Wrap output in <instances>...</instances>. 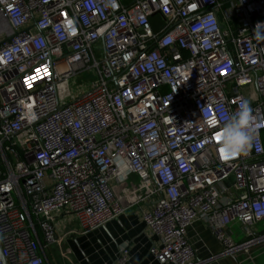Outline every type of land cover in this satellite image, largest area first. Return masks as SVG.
Masks as SVG:
<instances>
[{
  "label": "built area",
  "instance_id": "2783aa9c",
  "mask_svg": "<svg viewBox=\"0 0 264 264\" xmlns=\"http://www.w3.org/2000/svg\"><path fill=\"white\" fill-rule=\"evenodd\" d=\"M257 24L264 0H0L8 264H49L48 251L67 236L59 217L76 224L68 233L87 236L137 213L159 264H206L188 238L196 221L222 244L221 256L264 246ZM91 70L96 80L73 99L68 84ZM242 99L253 109V143L226 159L216 136ZM114 264H131L129 245Z\"/></svg>",
  "mask_w": 264,
  "mask_h": 264
},
{
  "label": "crops",
  "instance_id": "0c3cea01",
  "mask_svg": "<svg viewBox=\"0 0 264 264\" xmlns=\"http://www.w3.org/2000/svg\"><path fill=\"white\" fill-rule=\"evenodd\" d=\"M233 182L231 179L227 185ZM57 225L60 234L67 236L61 246H53L48 251L49 264H53L55 258L60 260L63 256L62 246L65 251L73 252L74 257L71 253L69 256L75 258L77 264H114L119 258L120 247L125 244L130 246L131 264H159L149 255L155 239L137 213L122 216L109 223L106 228L87 236L68 233L73 230L78 232L76 224L69 218H57ZM236 227L234 224L230 230ZM188 238L196 250L197 258L206 260V264H264V246H257L249 252L243 251L234 256H221L222 244L202 222L193 223L188 230ZM217 256L220 257L212 259Z\"/></svg>",
  "mask_w": 264,
  "mask_h": 264
},
{
  "label": "clouds",
  "instance_id": "9594fccd",
  "mask_svg": "<svg viewBox=\"0 0 264 264\" xmlns=\"http://www.w3.org/2000/svg\"><path fill=\"white\" fill-rule=\"evenodd\" d=\"M258 41H264V25L257 24L253 32ZM253 109L248 100L242 99L233 116L217 133L216 140L220 154L224 158H232L246 154L254 139Z\"/></svg>",
  "mask_w": 264,
  "mask_h": 264
},
{
  "label": "rangeland",
  "instance_id": "374dc122",
  "mask_svg": "<svg viewBox=\"0 0 264 264\" xmlns=\"http://www.w3.org/2000/svg\"><path fill=\"white\" fill-rule=\"evenodd\" d=\"M97 46H101V44H98ZM100 54H101L100 52H97L98 56H100ZM95 80H96L95 71L91 70V71L83 72L70 81V83L68 84V87H69L68 91L71 93L73 99H75L82 92L81 87H83L84 90H87V88ZM236 225L237 227L234 230H231L232 238L236 243H241L245 240V234L242 231L241 225L237 223ZM258 228L260 229V231H264L263 224H260ZM62 248H63V251H61V253L63 256L60 258V260L58 259L56 260L55 258L53 264H77L74 260L75 258L73 259L71 256H69L72 251H68V250L65 251L63 246Z\"/></svg>",
  "mask_w": 264,
  "mask_h": 264
},
{
  "label": "trees",
  "instance_id": "16d2710c",
  "mask_svg": "<svg viewBox=\"0 0 264 264\" xmlns=\"http://www.w3.org/2000/svg\"><path fill=\"white\" fill-rule=\"evenodd\" d=\"M33 222L36 224V221L34 220V218H33ZM36 230H37L38 237H39L41 243L43 244L42 234H41V232L39 231V228H38L37 224H36Z\"/></svg>",
  "mask_w": 264,
  "mask_h": 264
},
{
  "label": "water",
  "instance_id": "95a60500",
  "mask_svg": "<svg viewBox=\"0 0 264 264\" xmlns=\"http://www.w3.org/2000/svg\"><path fill=\"white\" fill-rule=\"evenodd\" d=\"M0 255H1V259H2L3 264H8L7 260L3 256V251H2L1 243H0Z\"/></svg>",
  "mask_w": 264,
  "mask_h": 264
},
{
  "label": "snow or ice",
  "instance_id": "6c2138e0",
  "mask_svg": "<svg viewBox=\"0 0 264 264\" xmlns=\"http://www.w3.org/2000/svg\"><path fill=\"white\" fill-rule=\"evenodd\" d=\"M213 124H215L216 122L215 121H212Z\"/></svg>",
  "mask_w": 264,
  "mask_h": 264
}]
</instances>
